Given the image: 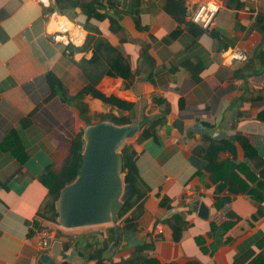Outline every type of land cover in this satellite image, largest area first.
I'll return each mask as SVG.
<instances>
[{
    "label": "crops",
    "instance_id": "obj_1",
    "mask_svg": "<svg viewBox=\"0 0 264 264\" xmlns=\"http://www.w3.org/2000/svg\"><path fill=\"white\" fill-rule=\"evenodd\" d=\"M92 1L87 10L102 14L100 21L80 9L90 0H0V264H44V254L60 263L70 251L85 257L70 264H97L86 255L110 227L118 228L119 243L113 248V240L101 264H264V180L258 175L264 167V0H218L212 26L200 34L188 22L201 0H178L182 14L168 0ZM75 25L84 40L109 43L138 67L130 86L107 75L103 60L91 61L84 40H51L59 28L74 32ZM228 49L246 60L230 59ZM145 54L163 67L159 74L153 76L159 69L148 68ZM47 73L66 95L51 92ZM86 86L131 103L132 123L168 112L154 138L133 144L137 173L149 189L143 200L113 224L63 229L38 216L46 200L38 178L61 163L67 140L81 127L72 97ZM82 101L89 113L117 114L90 94ZM11 132L21 154L3 149ZM234 135L255 155L235 141L223 145L213 184L205 171L213 153L207 156L204 138ZM200 202L206 218L197 216ZM172 214L187 224L178 240L164 221ZM43 227L50 235L41 248Z\"/></svg>",
    "mask_w": 264,
    "mask_h": 264
},
{
    "label": "trees",
    "instance_id": "obj_2",
    "mask_svg": "<svg viewBox=\"0 0 264 264\" xmlns=\"http://www.w3.org/2000/svg\"><path fill=\"white\" fill-rule=\"evenodd\" d=\"M168 4L175 6L178 11L182 14L184 7L182 2L178 0H168ZM94 5V2H90L86 5L80 7L81 11L89 17L95 20L100 21L102 14L98 12L88 11V8H91ZM237 6V5H235ZM109 20H116L115 18L109 17ZM188 27L194 29L193 33L200 34L206 30L201 29L200 27L194 25L192 22H188ZM82 48H90L91 57L90 60L101 59L106 63L105 73L109 76H118L122 78L123 85L125 87L130 86L133 83L134 77L140 75V70L138 67H132L127 59L122 55L117 47L105 43L101 44L95 38L86 36ZM147 57L148 68L150 69H159L153 72V76L159 74L163 67H156L152 62V59L148 55ZM254 72V69H253ZM149 78V77H145ZM46 83L51 89V92H58L61 96L66 95L65 88L63 83L57 79L52 73H47ZM53 93H51L52 95ZM85 94H90L92 97L99 99L103 105L109 106L111 109H116L117 114H113L110 111L100 112V113H89L86 104L82 101V96ZM72 103H74V111L77 119L81 122V127L75 132V134L67 140L66 154L58 166L49 165L45 168L44 172L39 176V182L46 189V200L43 202L41 210L38 213V216L49 220L53 223H56V213L54 211L53 202L57 198L60 189L71 183L78 174L80 165H81V151L83 148V141L81 139L82 129L84 126L99 122V121H109L113 125L120 126L132 123L133 118V105L131 103L121 101L112 96L105 97L102 94L98 93L95 89L90 86H86L79 93L72 97ZM56 104V103H52ZM168 112L163 110L156 115H152L146 122L145 126L136 134L134 137L133 143H125L118 151L120 158V175L122 178L123 184H129L132 192L126 201H124L117 212V219L121 218L128 210H130L135 204L140 203L143 198L147 195L149 189L146 184L140 179L137 168L135 165L136 151L133 148V144H142L148 139L154 138L155 130L158 128L164 119V114ZM29 116L26 117L23 125L28 123ZM4 141V150H8L12 155L16 153L21 154L20 143L17 139L14 132H11L7 135ZM205 147L207 148V156L209 153H213L212 158L207 157V165L205 171L209 174V181L213 183V173L215 169L222 163V159L217 157V153L222 150L223 145L226 143H231V141L237 142L242 148L245 154L253 157L255 155V150L253 147L248 145L245 138L239 135H234L230 137L229 140L223 139L220 142H215L209 138H204ZM19 152H18V151ZM215 154V155H214ZM231 170V169H230ZM259 178L264 180V167L258 171ZM214 184V183H213ZM217 186L216 184L214 185ZM168 206V205H167ZM171 229L173 239L178 240L180 234L183 230L186 229V222L177 214H172L164 219ZM117 230V238L114 242L113 248H115L119 243V230ZM107 237L101 241V245L98 249H94L93 252L87 254L88 259H96L97 264H101L100 260L103 259L106 251L111 246L110 244L114 240V228L110 227L107 230ZM67 245L65 246L66 249ZM111 251V250H110ZM129 263L130 260H125V263ZM112 264V263H110ZM114 264V263H113Z\"/></svg>",
    "mask_w": 264,
    "mask_h": 264
},
{
    "label": "water",
    "instance_id": "obj_3",
    "mask_svg": "<svg viewBox=\"0 0 264 264\" xmlns=\"http://www.w3.org/2000/svg\"><path fill=\"white\" fill-rule=\"evenodd\" d=\"M148 118L137 123L116 126L99 121L82 129L81 165L75 179L63 186L53 202L56 224L63 229L82 228L115 223L122 203L129 199L131 188L123 184L118 151L145 126ZM197 216L207 217L203 203L197 206ZM117 230L114 228V242ZM74 252L60 263L48 255L44 264H70Z\"/></svg>",
    "mask_w": 264,
    "mask_h": 264
},
{
    "label": "built area",
    "instance_id": "obj_4",
    "mask_svg": "<svg viewBox=\"0 0 264 264\" xmlns=\"http://www.w3.org/2000/svg\"><path fill=\"white\" fill-rule=\"evenodd\" d=\"M218 9V0H201L196 9L189 15V20L201 29L208 30L213 24ZM51 40L55 43L78 44L84 40V34L80 26L75 25L74 32L68 29L59 28L56 32L51 35ZM225 52H227V54L230 56V59L233 58L238 61H245L247 57L245 53L235 50L228 49ZM54 225L59 228L56 223ZM39 235V246L43 248L47 244L50 231L47 227H43L40 230Z\"/></svg>",
    "mask_w": 264,
    "mask_h": 264
},
{
    "label": "rangeland",
    "instance_id": "obj_5",
    "mask_svg": "<svg viewBox=\"0 0 264 264\" xmlns=\"http://www.w3.org/2000/svg\"><path fill=\"white\" fill-rule=\"evenodd\" d=\"M96 226H97V225H96ZM81 229H82V228H81ZM77 231H79V230H77ZM82 232H83V231H82ZM84 259H85V257H84ZM84 259H83L82 257L79 258V256L76 255L74 258H73V256H72V260H71V261H72V262L77 261V260H80V261H81V260H84Z\"/></svg>",
    "mask_w": 264,
    "mask_h": 264
},
{
    "label": "clouds",
    "instance_id": "obj_6",
    "mask_svg": "<svg viewBox=\"0 0 264 264\" xmlns=\"http://www.w3.org/2000/svg\"><path fill=\"white\" fill-rule=\"evenodd\" d=\"M79 26V25H78ZM81 28V27H80Z\"/></svg>",
    "mask_w": 264,
    "mask_h": 264
}]
</instances>
